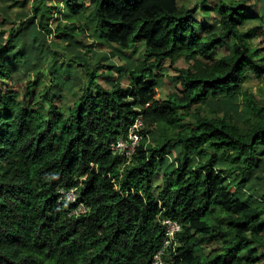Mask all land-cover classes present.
<instances>
[{
	"label": "trees",
	"instance_id": "trees-1",
	"mask_svg": "<svg viewBox=\"0 0 264 264\" xmlns=\"http://www.w3.org/2000/svg\"><path fill=\"white\" fill-rule=\"evenodd\" d=\"M0 1L7 16L11 0ZM205 1L209 28L179 0H65L71 18L85 3L92 6L97 39L122 50L143 47L126 87L105 89L89 72V87L66 112L46 89L29 107L21 92L8 89L6 54L15 38L30 27L27 48L38 44L42 34L29 24L35 19L50 34L42 26L47 0H34L39 6L29 21L8 32L0 43V264H150L162 241L158 218L181 224L172 264H263L264 201L247 203L244 180H237L253 171L264 144V102L243 88L250 75H264V50L249 42L264 40V28H243L256 0ZM177 61L187 65L174 68L177 91L156 99V73ZM27 83L25 91L36 77ZM219 95L236 96L241 121L194 108ZM138 116L142 130H170L186 159L162 177L157 195L153 181L165 164V144H149L142 131L130 161L110 150ZM70 188L78 192L75 203L60 200L58 190ZM80 204L86 213L69 216ZM205 246L218 251L206 254Z\"/></svg>",
	"mask_w": 264,
	"mask_h": 264
},
{
	"label": "rangeland",
	"instance_id": "rangeland-1",
	"mask_svg": "<svg viewBox=\"0 0 264 264\" xmlns=\"http://www.w3.org/2000/svg\"><path fill=\"white\" fill-rule=\"evenodd\" d=\"M33 1L11 0V3L5 2L8 14L5 16L0 11V43L8 38V32L11 29H16L21 23L29 21L31 8L39 6V3L35 4ZM249 1V6H251L254 2L253 0ZM64 2L65 0H47L46 2L49 13L42 19V26L45 27L47 25L46 28L50 30V34L40 29L41 26L38 23V19H35L33 23L31 21L29 24H35V28L39 29L42 34L38 44L34 43L32 45L34 47L27 48L30 43V35L34 32L29 27L28 30L22 31V34L15 38L14 44L12 43L13 49L6 54V65L9 78H11L8 89L21 92V99L25 107L31 105V98L37 92L46 89L49 95L52 96L54 106L66 112L89 87L87 83L89 75L87 73L95 71L97 75L96 82L105 89H109L115 84L126 87L129 72L143 59V47L141 44H137L133 49L122 50L114 44L97 39L92 31V6L85 3L79 14L75 18H71L65 9ZM205 2L209 6L212 3L215 4V2L210 0ZM179 3L192 8L193 17L199 23L203 22L207 28L213 27V20L205 18L201 11V0H179ZM3 6L4 3L0 1V8ZM263 7L264 0H256L251 9L252 19L245 22L243 25L244 29L264 28L262 19V17L264 18V14H262ZM65 26L66 28L64 29ZM57 27L60 28L62 33H57ZM69 27H73L75 31L70 32ZM249 42L252 46L256 45L257 48L264 50V40H257L254 36ZM225 46L231 51V43H227ZM222 53L223 50H215V56L220 57ZM186 66L182 61H177L172 68L168 64L156 73V99L161 100L167 94L177 91V83L174 80L176 75L174 68ZM35 77L36 83H34V87L25 91L28 85L27 82L35 80ZM0 88H2L1 79ZM243 88L249 90L252 94L258 95L260 102H264V75L261 79H255L250 75ZM48 103L49 101L47 100L45 105ZM194 108L198 109L202 115L214 113L220 117H228L235 122L241 121L244 116L236 96L229 99H223L221 95L219 97H209L205 101L196 104ZM186 122L192 123L193 120L189 118L186 119ZM161 126L159 124L155 129L151 130L141 129L148 140L151 139L149 144L161 146L165 144L161 153L165 164L161 165L153 181V189L156 195L159 194L162 188V177L186 160L177 143H175L171 131ZM218 160L217 166H221V157ZM252 160L253 171L244 177H240L237 182L244 180L245 186L242 192L246 196L247 203L260 206L264 201V144L257 148ZM68 197L71 196L69 195ZM259 250L263 252L264 246L260 247ZM213 251H218V249L209 246L204 247L206 254ZM260 263L262 264V261Z\"/></svg>",
	"mask_w": 264,
	"mask_h": 264
},
{
	"label": "clouds",
	"instance_id": "clouds-1",
	"mask_svg": "<svg viewBox=\"0 0 264 264\" xmlns=\"http://www.w3.org/2000/svg\"><path fill=\"white\" fill-rule=\"evenodd\" d=\"M138 118L141 119V116H138ZM126 135H127V133L125 134V136ZM142 135H143V132L141 131V139H142ZM125 136H120V137H125ZM115 141H117V140H115ZM139 143H138V145H139ZM137 146H136V148H137ZM58 194L60 196V200L65 199L69 203H75V199L78 196V192L75 188L59 189ZM69 195L71 197H68ZM87 210L88 209H87L86 205L80 204L76 208H74L72 210V212L68 213V215L77 217L81 214L86 213ZM157 222L159 223V225L162 228V241L157 246L156 251L154 252V254L152 256V260H151L150 264H172L173 260H172L171 256L176 255V248L179 245L177 236H178V233L181 231V224L178 221L168 219V218H158Z\"/></svg>",
	"mask_w": 264,
	"mask_h": 264
},
{
	"label": "built area",
	"instance_id": "built-area-1",
	"mask_svg": "<svg viewBox=\"0 0 264 264\" xmlns=\"http://www.w3.org/2000/svg\"><path fill=\"white\" fill-rule=\"evenodd\" d=\"M141 119L137 118L129 128L125 137H120L110 145L113 154H118L127 160L135 155V149L141 140Z\"/></svg>",
	"mask_w": 264,
	"mask_h": 264
},
{
	"label": "bare ground",
	"instance_id": "bare-ground-1",
	"mask_svg": "<svg viewBox=\"0 0 264 264\" xmlns=\"http://www.w3.org/2000/svg\"><path fill=\"white\" fill-rule=\"evenodd\" d=\"M141 123H142V125H141V129H142V127H143V122H142V118H141ZM131 160V159H130ZM130 160H128V161H130Z\"/></svg>",
	"mask_w": 264,
	"mask_h": 264
}]
</instances>
